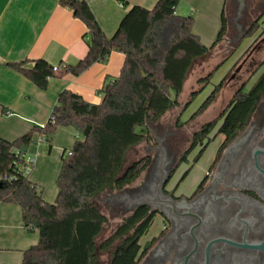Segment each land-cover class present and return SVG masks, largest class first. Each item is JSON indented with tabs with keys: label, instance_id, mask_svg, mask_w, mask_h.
Masks as SVG:
<instances>
[{
	"label": "trees",
	"instance_id": "trees-1",
	"mask_svg": "<svg viewBox=\"0 0 264 264\" xmlns=\"http://www.w3.org/2000/svg\"><path fill=\"white\" fill-rule=\"evenodd\" d=\"M121 3L127 6L123 0ZM179 3L180 0H156L152 9L133 6L108 38L84 0H60L86 27L88 51L84 58L55 71L44 59L35 60L30 69L25 68V62L6 64L44 91L51 79L67 74L79 76L93 64L105 63L111 52L124 55L119 76L101 88L99 104L62 90L45 125H34L13 141L0 138V203L17 205L23 228L38 233V242L23 252L21 264H103L101 254L108 256L107 264H137L139 248L130 234L146 209L125 218L98 244L107 217L94 199L119 191L138 179L149 157L123 169L127 152L150 141L147 124L157 123L178 106L192 65L210 53L226 33L227 3L222 10L220 30L210 46L192 32L193 17L177 13ZM258 27L255 23L244 37H252ZM263 66L264 63L252 74ZM212 73L198 81L202 86L190 94L187 106L209 84ZM224 82L225 78L214 87L192 118L215 101ZM246 83L216 119L201 126L194 134V142L201 145L202 134L214 130L216 135L231 140L245 127L264 95V70L244 93ZM58 127H71L77 136L71 150L61 157L57 195L50 204L29 181L25 158L29 146L36 143L35 136L43 138L49 153L51 136Z\"/></svg>",
	"mask_w": 264,
	"mask_h": 264
},
{
	"label": "flooded vegetation",
	"instance_id": "flooded-vegetation-1",
	"mask_svg": "<svg viewBox=\"0 0 264 264\" xmlns=\"http://www.w3.org/2000/svg\"><path fill=\"white\" fill-rule=\"evenodd\" d=\"M260 10V18L251 20ZM261 15L264 16V0H245L241 16L237 17L235 12L236 18H230L229 24L237 30L244 25L249 30L255 23L260 28ZM238 19L246 20L245 24L238 26ZM260 43H264V38ZM195 133L184 150L162 142L146 149L144 157H149V163L138 179L109 193L104 200L109 207H116L119 221L115 229L128 216L146 209L130 234L139 248L137 264H184L185 257L195 248L192 235L196 248L186 264H205V250L216 239L238 245L264 243V173L259 170L264 171V154H256L259 169L254 159L256 151L264 152V95L248 123L233 139L202 134L204 140L199 145L193 140ZM216 140V148L196 185L185 187L207 147ZM187 212L197 218L178 215ZM194 225L197 226L191 230ZM207 264H264V251L218 241L209 246Z\"/></svg>",
	"mask_w": 264,
	"mask_h": 264
},
{
	"label": "crops",
	"instance_id": "crops-1",
	"mask_svg": "<svg viewBox=\"0 0 264 264\" xmlns=\"http://www.w3.org/2000/svg\"><path fill=\"white\" fill-rule=\"evenodd\" d=\"M84 1L108 38L115 33L129 8L152 9L156 3V0H123L127 3L124 6L121 0ZM226 3L227 0H180L177 13L193 17L192 32L204 45L212 44L220 30ZM85 34L83 22L62 6L60 0H0L1 139L13 141L34 125H45L62 90H69L91 104L101 102L99 92L103 85L119 76L124 61L122 53L111 52L105 63H95L79 76L67 74L61 79H51L44 91L6 66L25 62V68L30 69L38 59L54 67L75 65L88 51ZM75 137L71 127H58L51 136L49 153L45 154L46 145L39 136H35L34 146L28 148L29 156L34 158L28 179L42 188L39 191L44 193L42 199L47 203L53 200L45 191L49 184L47 172L54 165L56 175L61 157L71 150ZM24 230L20 208L0 203V264H21L23 252L38 242L25 238ZM32 233L36 235L37 231Z\"/></svg>",
	"mask_w": 264,
	"mask_h": 264
},
{
	"label": "rangeland",
	"instance_id": "rangeland-1",
	"mask_svg": "<svg viewBox=\"0 0 264 264\" xmlns=\"http://www.w3.org/2000/svg\"><path fill=\"white\" fill-rule=\"evenodd\" d=\"M234 1L235 0H227V30L222 37V40L211 50L210 53L194 62L187 75L183 91L178 99V106L170 109L157 123L147 124L151 135L150 141L148 143L143 142L137 146H134L127 152L123 169L143 158L146 154V149L149 147H157L158 144H161V142L162 145L172 143L175 147H179L182 150L187 149L190 146L193 133L199 131L201 126L207 122L216 119L219 114L227 107L235 91L245 82L247 83L243 88V92H248L257 81L259 75L263 72L264 66L261 67L255 75L251 74L253 69L256 70L257 66L264 62V43H260V41L264 38V31H261L264 28V16L261 15V17H263L260 22V28L258 27L257 32H255L251 38L244 37L238 42L239 36L245 35L249 26L244 25L243 28L237 30L234 28L233 24H229L230 18L232 21L236 18L235 12L237 4H235ZM260 13L261 10L255 13L251 20L255 18L259 19ZM244 22H246V20H244ZM244 22L242 19H238L236 24L240 26V24H243ZM210 44L211 42H207L205 45L210 46ZM238 67H241V69L239 72L235 73V70ZM211 72L213 73L209 84H207L187 106L190 94L194 91H198L202 86V84L198 83V81L204 79ZM233 75L234 78L231 79ZM224 78V85L217 95L215 101L202 114L192 118L193 113L197 111L199 106L213 91L214 87ZM215 131L216 130H214L211 135H214ZM165 133L170 134L165 135ZM74 134H76V132H74ZM75 140L76 139L74 138V142ZM216 145L217 140L207 147L204 157L198 162V164H196L192 173L187 178L185 187L191 188L196 185V182L202 175L205 169L204 166L209 161L208 159L213 154ZM45 154H47V151ZM27 156H29L28 151ZM53 166L54 165H52L50 168L49 174L47 172V175H49V184L45 190L47 195L51 194L53 197V200L50 202V204L54 203L57 195L56 179L60 170L58 169V172L56 175H54ZM37 188L38 192L39 189L42 190L40 187ZM43 194L44 193H42V195ZM108 196L109 194H102L101 196L94 199V203L107 217V223L105 224L103 231L97 241L98 244L111 235L119 221V218H117L115 214L116 207H109L104 201ZM111 208L113 209L112 214ZM24 232L25 238H32V240H35V243L37 242V233L35 235L34 233L27 232L26 230H24ZM8 233L13 234L12 231H8ZM100 259L103 264H107L109 258L106 254H101Z\"/></svg>",
	"mask_w": 264,
	"mask_h": 264
},
{
	"label": "water",
	"instance_id": "water-1",
	"mask_svg": "<svg viewBox=\"0 0 264 264\" xmlns=\"http://www.w3.org/2000/svg\"><path fill=\"white\" fill-rule=\"evenodd\" d=\"M236 4H237V17H240L241 16V13L243 11V8L245 7V0H236ZM239 40H241V36H239ZM241 69V67H238L236 70H235V73L239 72V70ZM233 77V76H232ZM257 153H263L262 151L258 150L255 152L254 154V159H255V167H257V163H256V154ZM258 168V167H257ZM259 169V168H258ZM261 172L264 173L263 170L259 169ZM160 171V170H159ZM222 177V176H221ZM213 181V180H212ZM214 198V197H213ZM174 210V209H173ZM177 214V213H176ZM178 215H190V216H194L196 217L195 215L193 214H189V212L187 213H184V214H178ZM197 218V217H196ZM242 221V220H241ZM243 222V221H242ZM245 223V222H243ZM199 224V223H198ZM197 224V225H198ZM197 225H194L191 230L197 226ZM246 228H247V224H246ZM191 230H190V233H191ZM245 234H246V229H245V232H244V236H243V242H244V237H245ZM192 235V234H191ZM193 239L195 240V248H196V239L195 237L192 235ZM218 241H223L225 242L226 244L230 245V246H233V247H236V248H255V249H261L262 251H264V243H261V245H251V244H246L244 242V245H238V244H235V243H232V242H229V241H226V240H223V239H216L212 242L209 243V245L207 246L206 250H205V253H204V256H205V264H207V260H208V249H209V246L214 243V242H218ZM195 248L193 249V251L188 254L186 257H185V260H184V264H186V261L188 259V257L194 252ZM222 250V249H221ZM215 253V252H214ZM217 254V253H216ZM216 258V257H215ZM221 261V260H220Z\"/></svg>",
	"mask_w": 264,
	"mask_h": 264
},
{
	"label": "built area",
	"instance_id": "built-area-1",
	"mask_svg": "<svg viewBox=\"0 0 264 264\" xmlns=\"http://www.w3.org/2000/svg\"><path fill=\"white\" fill-rule=\"evenodd\" d=\"M56 68H57V67H54V68H53V71H55ZM75 136H77V134H75ZM40 141L43 142V138H41ZM33 163H34V158L31 157V156H26V158H25V164H26L25 171H26V172H29V171H30V169H31L32 166H33Z\"/></svg>",
	"mask_w": 264,
	"mask_h": 264
}]
</instances>
